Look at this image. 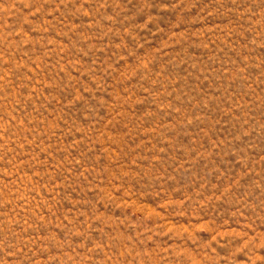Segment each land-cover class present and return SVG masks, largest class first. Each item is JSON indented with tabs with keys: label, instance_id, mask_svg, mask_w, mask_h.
I'll return each mask as SVG.
<instances>
[{
	"label": "rangeland",
	"instance_id": "1",
	"mask_svg": "<svg viewBox=\"0 0 264 264\" xmlns=\"http://www.w3.org/2000/svg\"><path fill=\"white\" fill-rule=\"evenodd\" d=\"M0 264H264V0H0Z\"/></svg>",
	"mask_w": 264,
	"mask_h": 264
}]
</instances>
